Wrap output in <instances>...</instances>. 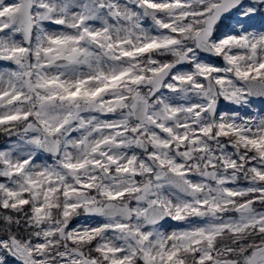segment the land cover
<instances>
[{
	"label": "snow or ice",
	"instance_id": "1",
	"mask_svg": "<svg viewBox=\"0 0 264 264\" xmlns=\"http://www.w3.org/2000/svg\"><path fill=\"white\" fill-rule=\"evenodd\" d=\"M0 135V264H264V0H0Z\"/></svg>",
	"mask_w": 264,
	"mask_h": 264
},
{
	"label": "rangeland",
	"instance_id": "2",
	"mask_svg": "<svg viewBox=\"0 0 264 264\" xmlns=\"http://www.w3.org/2000/svg\"><path fill=\"white\" fill-rule=\"evenodd\" d=\"M6 3H11L13 2V0H5ZM147 24V22H146ZM51 27V26H50ZM13 140L15 139V137L12 138ZM7 141V138L5 141H3V143L0 145V147L5 146V143ZM49 162L51 161V158H48ZM73 223H76V221H74ZM181 225L178 224L177 222H173V221H167V223L165 224V230L167 231H171L173 228L175 227H180Z\"/></svg>",
	"mask_w": 264,
	"mask_h": 264
},
{
	"label": "trees",
	"instance_id": "3",
	"mask_svg": "<svg viewBox=\"0 0 264 264\" xmlns=\"http://www.w3.org/2000/svg\"><path fill=\"white\" fill-rule=\"evenodd\" d=\"M6 140V137L3 135H0V145L3 143V141Z\"/></svg>",
	"mask_w": 264,
	"mask_h": 264
}]
</instances>
